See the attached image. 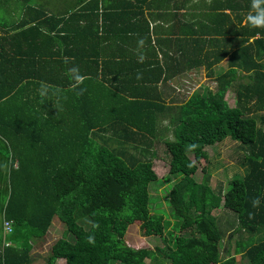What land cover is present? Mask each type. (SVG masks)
Returning a JSON list of instances; mask_svg holds the SVG:
<instances>
[{"label":"trees","instance_id":"trees-1","mask_svg":"<svg viewBox=\"0 0 264 264\" xmlns=\"http://www.w3.org/2000/svg\"><path fill=\"white\" fill-rule=\"evenodd\" d=\"M197 1L201 21L198 11L183 20L188 0H61V13L0 0V264H32L56 217L67 228L47 264H264V26L244 23L253 0ZM145 6L169 27L151 28ZM202 67L219 72L215 90L169 86ZM226 138L246 148V172L215 189L206 147ZM137 222L165 244L129 245Z\"/></svg>","mask_w":264,"mask_h":264},{"label":"rangeland","instance_id":"rangeland-1","mask_svg":"<svg viewBox=\"0 0 264 264\" xmlns=\"http://www.w3.org/2000/svg\"><path fill=\"white\" fill-rule=\"evenodd\" d=\"M45 3H49L51 9L53 11H58V13L63 12L62 9V2L61 0H42ZM59 1V2H58ZM227 59H224L221 64L223 66L226 65ZM220 65V64H219ZM207 72V71H206ZM205 72V68L202 67L197 75H194L190 72H185L184 74H181L175 78H173L169 83V86L176 87L177 90H181L185 93H191L193 89L198 88L199 91L206 93L207 88L215 90L217 88V81L216 76L219 74V72H216L212 77H210ZM167 87V86H166ZM189 95V94H188ZM233 91H230L227 93V98L230 103L234 102L233 99ZM264 112L256 113V117L259 119V126L264 128V123L261 122V115H263ZM166 124V121L162 123V125ZM168 126V125H165ZM173 128L174 126H169L167 130H165L162 134L164 135V138L172 139L174 137L173 135ZM155 146L156 150H158L157 156L153 160V167L156 173L158 174L159 178H164L166 175H168L170 171V163L168 159V155L166 153V146L163 141L158 140ZM209 157L208 161L210 164V183L211 186L215 189H218L221 187H226L229 180L233 178L234 176H241L244 175L246 172V166L241 164V159L243 158L244 151L246 148H244L241 144L238 142H233L230 139L226 138L221 143H217L214 145H208L206 147ZM191 156L194 158V155L191 154ZM203 165H208L207 161L199 163V171L196 174V178L198 180H202L203 178ZM174 179L177 177H173ZM167 183V182H166ZM166 183L161 184L162 189L164 186H166ZM160 192V191H159ZM216 214L220 213L221 210L216 209L214 211ZM220 219L225 221L227 224L229 222V216L228 212L225 210H222L220 213ZM171 223H173L171 221ZM140 225L141 223L137 222L134 224H131L128 227L127 233H126V241L129 245L132 247H143V246H149V247H155L157 245L163 246L165 244V240L162 239L160 235H151V236H143L140 232ZM67 225L62 222L58 217H56L53 221V224L51 226V229L46 237L36 240L35 242V248L33 250V262L32 264H47V255L49 254L50 247L52 243L59 237H61L66 230ZM172 228V225L167 228L165 234L168 235L169 229ZM240 237L241 239H247L250 237V234L246 231H243L240 233V235L236 234L235 232H228L225 239H224V249L230 246L229 239L232 238L234 241L236 240V237ZM234 241L232 242L234 244ZM226 254V251L223 253V255ZM246 260V259H245ZM66 261L64 258H60L57 260L56 264H65Z\"/></svg>","mask_w":264,"mask_h":264},{"label":"clouds","instance_id":"clouds-1","mask_svg":"<svg viewBox=\"0 0 264 264\" xmlns=\"http://www.w3.org/2000/svg\"><path fill=\"white\" fill-rule=\"evenodd\" d=\"M253 11H250L247 15L246 19L253 26H264V0H253L252 2ZM73 79L75 82L82 83L85 79V76L80 73L79 68L77 66H73L70 69ZM39 95L40 97H46L49 95V86L46 82L41 81L39 87ZM83 91V89H81ZM260 203L259 198L253 201V206H258Z\"/></svg>","mask_w":264,"mask_h":264},{"label":"crops","instance_id":"crops-1","mask_svg":"<svg viewBox=\"0 0 264 264\" xmlns=\"http://www.w3.org/2000/svg\"><path fill=\"white\" fill-rule=\"evenodd\" d=\"M182 1V0H181ZM59 2V1H58ZM158 2V1H157ZM160 2V1H159ZM161 3V2H160ZM166 3V2H165ZM168 3V2H167ZM188 6L186 8H181L180 10V14H183L184 16L182 17L183 20H188L190 17H191V11H194L195 13H197V11L199 12V14L197 15L198 17V21H201L202 18H204V15L202 12L204 11H207L208 9H206V6L204 8H201V3L199 4V2L197 0H188L187 2ZM191 8V9H189ZM152 10V6H145V14L148 15L150 17V23H151V28L156 26L157 27H161L162 24H164V28H167L169 27L170 24H167V22L159 15L157 14H154L153 16H151L150 14L154 11H151ZM155 11H157L155 9ZM249 14V13H248ZM247 14V15H248ZM247 15L245 16V21L244 23L247 21L246 17ZM170 18L171 16H168V20L170 22ZM194 21V20H193ZM170 82V81H169Z\"/></svg>","mask_w":264,"mask_h":264},{"label":"built area","instance_id":"built-area-1","mask_svg":"<svg viewBox=\"0 0 264 264\" xmlns=\"http://www.w3.org/2000/svg\"><path fill=\"white\" fill-rule=\"evenodd\" d=\"M12 227H11V223L9 222V225L7 226V230L11 231Z\"/></svg>","mask_w":264,"mask_h":264}]
</instances>
